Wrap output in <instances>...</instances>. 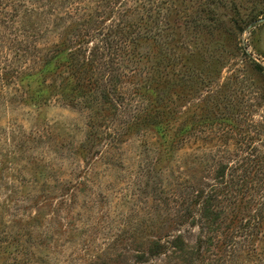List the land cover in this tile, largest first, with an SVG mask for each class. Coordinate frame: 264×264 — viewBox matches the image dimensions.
<instances>
[{"label":"rangeland","instance_id":"374dc122","mask_svg":"<svg viewBox=\"0 0 264 264\" xmlns=\"http://www.w3.org/2000/svg\"><path fill=\"white\" fill-rule=\"evenodd\" d=\"M0 264H264V0H0Z\"/></svg>","mask_w":264,"mask_h":264},{"label":"trees","instance_id":"16d2710c","mask_svg":"<svg viewBox=\"0 0 264 264\" xmlns=\"http://www.w3.org/2000/svg\"><path fill=\"white\" fill-rule=\"evenodd\" d=\"M128 26L130 25L128 24ZM143 39L145 38L142 39L140 38L139 41ZM76 55H78V53H74V52L72 53L70 49H63L55 45L52 49L50 56L47 55L45 58L42 59V65L39 75H41V73H48L52 68L59 69L61 67H64L66 72V76L64 80L67 81V83L65 86H63V88L69 86L71 91L73 92L75 91L76 93H78L79 91L81 92V89H86V86L82 84L83 82L82 80L85 79L86 81H88V84L90 82L89 79L90 76L85 77L84 75L89 74L91 72L92 60L83 57V60L79 61ZM254 67L258 72H261L263 70V68L257 64H255ZM72 81H75L73 86H72L73 84ZM79 96H81V94H78V97ZM138 120L127 127L128 130L125 133L126 135H128V132L132 130L134 127H137V125L147 126L149 124H152L158 127V123L151 122L149 115L142 117Z\"/></svg>","mask_w":264,"mask_h":264}]
</instances>
